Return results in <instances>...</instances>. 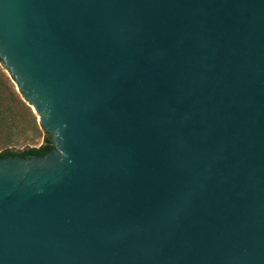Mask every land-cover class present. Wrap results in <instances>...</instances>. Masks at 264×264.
<instances>
[{
  "label": "water",
  "instance_id": "1",
  "mask_svg": "<svg viewBox=\"0 0 264 264\" xmlns=\"http://www.w3.org/2000/svg\"><path fill=\"white\" fill-rule=\"evenodd\" d=\"M0 60V264H264V0H0Z\"/></svg>",
  "mask_w": 264,
  "mask_h": 264
},
{
  "label": "rangeland",
  "instance_id": "2",
  "mask_svg": "<svg viewBox=\"0 0 264 264\" xmlns=\"http://www.w3.org/2000/svg\"><path fill=\"white\" fill-rule=\"evenodd\" d=\"M5 71L10 76L9 72L7 70ZM10 79L17 89L16 83L11 76ZM29 107L36 121L29 120L28 118L21 121L8 115L7 119L0 124V153L6 151L21 152L23 150H29L30 148H39L46 145L47 138L50 135L40 125L38 116L34 113L32 107Z\"/></svg>",
  "mask_w": 264,
  "mask_h": 264
},
{
  "label": "trees",
  "instance_id": "3",
  "mask_svg": "<svg viewBox=\"0 0 264 264\" xmlns=\"http://www.w3.org/2000/svg\"><path fill=\"white\" fill-rule=\"evenodd\" d=\"M5 70L6 68L3 66V62L0 60V124L7 119L8 115L21 121H23L25 118L36 121L31 108L22 98L21 93L12 84L10 76ZM52 147L53 144L49 136L45 146L39 148H30L29 150H23L21 152L6 151L0 153V155L3 157L13 154L25 156L28 152L44 155L46 154L47 149Z\"/></svg>",
  "mask_w": 264,
  "mask_h": 264
},
{
  "label": "flooded vegetation",
  "instance_id": "4",
  "mask_svg": "<svg viewBox=\"0 0 264 264\" xmlns=\"http://www.w3.org/2000/svg\"><path fill=\"white\" fill-rule=\"evenodd\" d=\"M30 154H34V153H32V152H28V153H26V155H25V156H27V155H30Z\"/></svg>",
  "mask_w": 264,
  "mask_h": 264
}]
</instances>
